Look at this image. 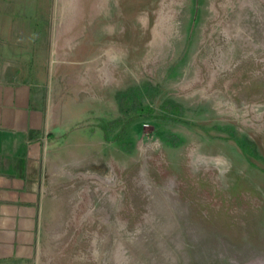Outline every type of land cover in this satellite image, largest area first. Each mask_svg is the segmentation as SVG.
Returning <instances> with one entry per match:
<instances>
[{"label":"rangeland","instance_id":"374dc122","mask_svg":"<svg viewBox=\"0 0 264 264\" xmlns=\"http://www.w3.org/2000/svg\"><path fill=\"white\" fill-rule=\"evenodd\" d=\"M3 70L85 118L34 255L0 264H264V0H0Z\"/></svg>","mask_w":264,"mask_h":264},{"label":"crops","instance_id":"0c3cea01","mask_svg":"<svg viewBox=\"0 0 264 264\" xmlns=\"http://www.w3.org/2000/svg\"><path fill=\"white\" fill-rule=\"evenodd\" d=\"M0 72V260L36 251L51 188L82 147L83 106L54 102L52 90ZM76 163V162H75Z\"/></svg>","mask_w":264,"mask_h":264},{"label":"trees","instance_id":"16d2710c","mask_svg":"<svg viewBox=\"0 0 264 264\" xmlns=\"http://www.w3.org/2000/svg\"><path fill=\"white\" fill-rule=\"evenodd\" d=\"M143 88H145V93L149 92L145 86H143ZM137 93H138V95H140L139 94L140 92L137 91ZM137 93L134 94L132 91H130L129 93H127L128 95L125 96V98H124V96L118 97V101H119V105H120L121 110L125 114H128L132 110H140V112L143 111V112L147 113L146 114L147 116H152V114H155L154 109H152L151 107L144 104V101H145L144 95H143V105H142V103H141L142 99L140 96H137ZM159 111L164 113V114L175 113L178 115H182L184 113L183 109L179 105H176L172 101H168V100H165L162 103ZM244 148L250 155L256 156V152H257L256 148L253 145V143L250 142L249 140H245Z\"/></svg>","mask_w":264,"mask_h":264}]
</instances>
